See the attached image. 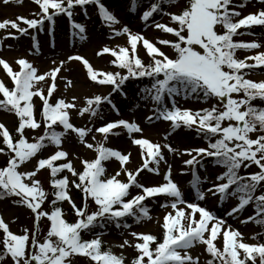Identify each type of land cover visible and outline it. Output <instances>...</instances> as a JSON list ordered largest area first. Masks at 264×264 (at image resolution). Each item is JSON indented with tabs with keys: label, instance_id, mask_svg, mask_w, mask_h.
<instances>
[{
	"label": "snow or ice",
	"instance_id": "6c2138e0",
	"mask_svg": "<svg viewBox=\"0 0 264 264\" xmlns=\"http://www.w3.org/2000/svg\"><path fill=\"white\" fill-rule=\"evenodd\" d=\"M10 2L3 0L5 5ZM34 2L40 8L38 13H33L37 18L18 16L16 21L3 20L0 21V29L10 27L27 36L30 35L29 29L42 31L47 21L54 33L57 16L64 14L72 20L77 7L87 15V6L96 5L102 21L114 29L115 36H126L127 45L104 47L97 53L110 54L114 58L111 64L121 70L117 72L96 70L78 54L69 55L59 60L58 64L54 57L52 64L57 66L43 73L26 58L15 62L19 71L0 58V66L13 85L9 87L0 79V94L3 97L0 98V111L15 114L18 118V126L14 130L0 122L3 145L0 146V154L8 157L0 166V199L11 198L14 205L30 209L37 225L36 231L25 228L21 234H16L0 216V230L4 234L0 240L3 245L0 264H4L9 257L12 264H74L76 257H87L93 264H128L123 253L116 254L112 247L105 248L104 233L97 232V229L109 225L129 229L132 225L126 222L127 218H132L136 224L151 221L152 209L145 201L160 196L168 198L160 207L172 210L163 217L162 236L158 238L150 233L133 231L130 235L136 239L135 244L124 239L118 245L121 249L132 247L136 250L137 256L130 264H199V257L194 258L190 253L197 245H205L206 252L212 257L206 264H216V261L219 264H264V242H245L238 229L199 203L209 195L218 197V207L233 199L236 203L225 213L227 216L237 217L241 224L253 222L264 227V107L254 103L264 102V80L246 78L256 69H264V52L240 59L237 56L239 50L251 51L261 45L234 40L236 35L252 34L239 32L242 28L264 26V7L242 16L237 8L245 5H238L234 0H186L183 6L179 5V0H129L131 12L143 9L140 19L145 24L151 21L152 26L164 36L175 37L173 40L157 37L153 42L126 25L116 30L115 25L120 21L102 0ZM258 3L264 5V0H258ZM157 15L161 19L166 17L169 22H156ZM17 21H22L27 27H21ZM71 27L78 29V32L73 31L74 37L79 35L81 40L86 39L84 25L73 22ZM32 40L38 53L39 41L36 36H32ZM52 47H55L54 43ZM163 48L171 49V54ZM141 49L144 56L140 55ZM71 61H81L92 82L99 86H111L112 91L107 95L74 96L71 100L59 98L52 102L58 89V77L65 80L66 88L74 86L72 79L60 76L61 70ZM142 78L151 81V87L142 91L145 98H150L156 105L154 116L146 117L148 121L162 119L171 122L173 130L185 128L194 131L207 142L206 147L185 149L180 153L190 157L182 163L192 169L193 179L189 185L195 193V201L185 199L178 183L173 180L171 165L164 173V182L159 185L145 186L138 180L145 169L160 174L161 163H168L163 149L173 154L178 149L170 143L161 145L147 138L134 137L133 134L143 133L135 121L122 117L112 121L104 119L106 107L120 116L113 94L120 93L127 99L124 86L130 79ZM49 79L51 83L45 95V88L39 85ZM34 97L43 102L39 119ZM79 99H84V106H78ZM180 99H195L209 106L197 110L184 108ZM73 110L78 116L87 114L102 120L101 126H76L72 122ZM42 126L43 134L34 137V142H29L26 130H38ZM57 126H62L63 130L58 131ZM122 131H126L132 143L141 150L143 164L135 172L125 167L130 161V152L125 154L106 146L110 136H120ZM93 132L102 134L103 141L89 142L87 138ZM69 133L75 134L81 145L96 153L93 159L75 157L80 160V170L69 159L70 153L63 148ZM170 135L171 132L165 139ZM95 139L92 135V140ZM48 147H54V153L39 158L34 170L25 167ZM113 159L120 163L121 168L107 175L105 162ZM205 161L224 171L201 179L197 169L205 168ZM253 165L258 171L247 173L246 170ZM44 169L50 170L51 210L43 207L50 193L37 178ZM65 170L75 179L70 181L67 175L61 176ZM242 170L245 174H241ZM122 174L126 180L118 178ZM202 184L208 186L201 188ZM71 187L83 193L82 206H77L71 197ZM134 188L137 190L135 194L132 192ZM65 201L71 205L76 217L72 222L66 218L61 206ZM90 202L95 204L94 209L90 210ZM249 206L253 208V213L242 217L241 214ZM43 218H47L50 227L41 240L39 222ZM88 234L91 238L84 239ZM260 235L257 233L252 239ZM221 237L222 250L215 243Z\"/></svg>",
	"mask_w": 264,
	"mask_h": 264
},
{
	"label": "rangeland",
	"instance_id": "374dc122",
	"mask_svg": "<svg viewBox=\"0 0 264 264\" xmlns=\"http://www.w3.org/2000/svg\"><path fill=\"white\" fill-rule=\"evenodd\" d=\"M186 0H183L180 6H183L186 2ZM253 4L250 5V7H243V9L239 10L242 12V16L247 15L249 13H254L260 10L264 5H261L258 3V0H252ZM22 6V3L19 0H11V2L8 5H5L3 3V0H0V21L3 20H13L16 21L18 16L26 17L23 13L20 12V8ZM175 10V9H173ZM123 24L125 21H127L126 13L123 15ZM156 22L161 23H168V19L165 17L161 19L159 15L155 17ZM122 24V25H123ZM128 26L133 32H139L142 33L147 39L155 41V38L162 37L167 38L170 40L175 39V37L171 35L162 34L159 30L155 29L152 26V22L150 21L148 24H145L142 20L138 21L135 24V27L132 28L130 25ZM122 26L116 27V30H119ZM252 34L249 35V40L251 42H256L261 45L259 49L251 50V51H243L240 52V59H244L246 56L254 55L257 52H264V26H253ZM257 27V28H256ZM5 29H0V35L4 32ZM114 34V30H113ZM127 45V37L126 36H115L114 38L111 37H102L99 33H93L91 34V42L83 41V42H76L75 44L71 45L70 43L62 42L59 44L56 51L52 52H46L45 56L43 55L40 57L39 54L34 52L31 47L26 46L24 44L17 46H9L6 47L4 45L0 46V58H3L10 62L13 66H15L16 71H19V66L15 63L20 58H26L30 62L33 63L35 67L39 69L40 73H43L45 71L51 70L52 67H55L57 65L52 64V60L55 57L57 59V64L59 63V60L66 59L69 55H80L84 58H86L96 70H102L105 72H117L121 71L120 69L116 68L111 64V61L114 59L110 54L103 55H97L98 52H101L104 47H111L116 48L119 46H126ZM163 50L169 52L171 54V49L163 48ZM107 55V56H106ZM140 55L144 56V50L141 49ZM103 56V57H102ZM106 56V57H105ZM105 57V58H104ZM146 58V57H145ZM248 63H254V61H248ZM83 63L81 61H73L69 62L65 65V67L61 70L60 76L66 77L68 79H72L74 82V86L71 88L65 87V80H62L60 77L57 78V85L58 89L55 94H53L52 102H56L59 98H65L67 100H71L72 97H91L93 94H104L107 95V93L111 92V86H99L92 82L86 73V68L83 67ZM2 66H0V77L4 79H10L7 77V75H4V72L2 71ZM123 74L126 75V71H123ZM246 78L252 79L254 81H261L264 80V69H256L254 70L253 74L248 75ZM50 79L45 82H40L39 86H43L45 88V95H47L48 86H50ZM235 98V95H234ZM34 104L36 113H39L40 106L43 104V102L39 99V97H34ZM215 101H212L214 103ZM78 106L82 107L84 106V99H79L77 101ZM257 105H260L261 107H264L260 101L254 102ZM183 107L186 106V103H180ZM147 106L146 108H143ZM155 102L149 99V101L143 102V107L140 108L139 111H131L126 115V118L129 121H135L138 123L141 128L143 129L142 135L137 133L133 134L136 138H147L151 140L152 142L159 143L161 145H164L166 143H170L174 148L178 149L179 151L176 154H173L171 152H168L167 149H163L165 158L167 160V164L161 163L160 165V174H152V172H149L147 169H145L144 172L141 173L140 177H138V180L143 183L145 186H156L164 182V173L166 172L169 165H171L172 169V177L175 182L178 183L181 190H186V192H183L185 195V199H188L189 201H195V193L193 192V189L190 187L189 182L193 179L192 175H189L190 172H192V169L190 167L185 166L182 161L190 159L187 155H180L181 152H183L185 149L190 148H196V147H206L207 142L199 136L196 132L187 130L185 128H182L180 130H173L171 127V122L164 121L162 119H154L153 121H148L146 117L148 116H154L155 109H151L155 107ZM193 110H197L201 107H190ZM119 117V118H121ZM116 115L112 114L109 110L105 111L104 119L108 121L117 120L119 119ZM0 122H3L10 130H14L16 128L17 121L13 117H7L2 111H0ZM72 122L78 126V127H99L102 124V120H97L95 118L90 117L89 115L84 116H78L73 110L72 112ZM43 128V127H41ZM44 129L39 130L38 132L30 133L28 131L27 137L29 139V142H34L33 138L38 137ZM172 133L168 137V139H165V136L168 133ZM92 135H95L96 139L92 140ZM89 142L97 143L103 141L102 134L93 132L89 135L87 138ZM0 146H2V139H0ZM107 147H111L113 149H117L122 151L123 153H131L130 161L125 166L128 170L135 172L139 167L142 166L143 160L141 156V150L138 146H134L132 143L131 138H129L126 131H122L120 136H110L108 143L106 145ZM64 150H67L70 153L69 159L73 160L74 166L80 170L81 169V163L80 160L75 159L77 155H79L81 158H87V159H93L96 156V153L92 150L86 149L83 145H81L78 141V138L75 134L69 133L68 136L65 138V142L63 143ZM55 149L51 151H47L46 154L43 155L40 154L38 157L33 158L31 161H29L25 167H27L29 170H34L38 159L39 158H46L49 154L54 153ZM211 159V158H209ZM105 166L107 168V175L114 174L117 170L121 168V165L116 160H111L105 162ZM205 168L207 171H205ZM205 168H199L197 171L199 172V175L201 179H203L205 176H209L210 178L220 174L219 168L216 166L214 167L211 163L208 161H205ZM247 173H252L255 171H258L257 167L253 165L249 169L246 170ZM186 174H181V173ZM242 173L244 171L242 170ZM67 176L69 177L70 181L75 179L71 176L70 173L67 172ZM43 184V187L46 191L49 192V189H51V176H50V170L44 169L41 170L38 174V177ZM121 180H126L125 175H121L118 177ZM207 184H202L201 188H206ZM137 190L134 188L132 189L133 194H135ZM77 191H75L74 187L70 188V195L73 198V200L77 203H80L77 198ZM168 198L161 196L158 200L153 201L152 198L148 200V204L152 209L151 215L153 216V219L151 221H146L141 224L132 225L129 229H116L115 227H110L106 231H104V235L102 236V239L104 241L105 247H112V251L116 254L123 253L128 260V264H130L131 260L134 257L133 249L132 247H126L124 249H121L118 247L119 244L123 243L124 239L129 240L131 243L135 244L137 241L134 237L130 235L131 232H143V233H150L153 235H156L157 237L162 236V223H163V217L168 211H172L170 208L165 209L161 208L160 205L162 203H165ZM51 197H49L48 202L45 203L43 206L46 210H51ZM203 206H206L210 210H213L216 212L217 215L222 216L228 224L232 225L233 228L238 229L243 237L245 242L250 244H256L258 242H264V239L259 240L252 239V237L260 233L262 231V227L253 223L248 222L246 224H241L238 222L237 217H229L225 213L229 210L231 206H233L236 201L233 199L228 200L222 207H218V197L213 196H206V198L203 201H199ZM64 208L66 210H73L71 208V205L65 201L62 203ZM95 204L93 203V209L95 208ZM25 210H28L27 212ZM190 211V210H189ZM250 213H253V208L249 206L245 209V211L241 214L242 217H247ZM66 218L69 220V222H72L76 219L74 214H68L65 213ZM0 216H2L6 223L9 224L10 230L13 231L16 234L21 233V227L24 229L27 228L31 231H35L36 226L34 225L35 216L32 215L24 206L21 205H14L12 203V200H5V202L0 201ZM159 219V223H157V220ZM40 225V239L43 240L44 237L47 234V231L50 227V222L47 220V218H43L39 222ZM35 228V229H34ZM91 234L85 235L84 239H90ZM218 247L223 249V240L222 237L218 238L215 242ZM206 246L205 245H197L195 248L190 250L191 255L196 258L199 257V264H206L207 255L206 252ZM9 264H12L10 262ZM74 264H93L87 257H76L74 259Z\"/></svg>",
	"mask_w": 264,
	"mask_h": 264
},
{
	"label": "trees",
	"instance_id": "16d2710c",
	"mask_svg": "<svg viewBox=\"0 0 264 264\" xmlns=\"http://www.w3.org/2000/svg\"><path fill=\"white\" fill-rule=\"evenodd\" d=\"M102 2L114 14H117L119 9H121V8L128 7V9H129V0H102ZM87 13L89 15L88 18L86 17L85 13H83V12L78 13V15L74 16V18L78 23H81L82 25L84 24L85 26H87L91 29L103 31L104 27H105V23L102 21L100 15H99L98 7L96 5L87 6ZM54 27H55L54 34H55L56 39L62 38L63 36H67L69 34V31H68L69 21L67 20V18L64 14H61L60 16H57L55 18V26ZM45 33L46 32L43 29L39 34L35 35L39 41V45L42 44L41 42L43 40H41V39ZM239 36L241 37L239 39V41H242V35H239ZM10 87H12V86H10ZM124 87H125V91L128 94L127 99L123 98V96H121L120 94L113 95L114 102L118 103L120 105V107H122V108L129 102V100H131L134 103L136 101V99L138 98L139 94L141 92H143L142 90L145 87H151V81L148 78H142L140 80H131L130 79ZM190 100H194L198 103H202V102L197 101L195 99H190ZM7 114L15 116V114H12V113H7ZM57 130L59 131L60 128H57ZM26 134H27V130H26ZM7 159H8L7 156L0 154V166H3ZM77 191H78L79 197H81V199L83 201V193L78 189H77ZM126 222L132 223L133 219L127 218ZM2 239H3L2 232L0 230V240H2ZM2 251H3V245L0 244V252H2ZM7 260L8 259H6L4 261V264L7 263ZM216 264H219V263L216 261Z\"/></svg>",
	"mask_w": 264,
	"mask_h": 264
}]
</instances>
